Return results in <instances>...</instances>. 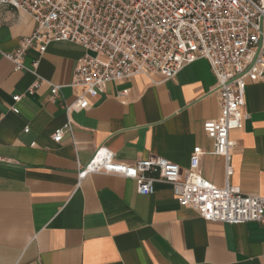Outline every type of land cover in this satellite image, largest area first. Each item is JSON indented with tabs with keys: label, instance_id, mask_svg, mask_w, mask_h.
<instances>
[{
	"label": "crops",
	"instance_id": "0c3cea01",
	"mask_svg": "<svg viewBox=\"0 0 264 264\" xmlns=\"http://www.w3.org/2000/svg\"><path fill=\"white\" fill-rule=\"evenodd\" d=\"M0 19L4 53L36 26L9 7ZM84 53L66 41L42 55L27 52L25 64L40 58L39 74L61 86L55 99L48 84L27 93L35 76L0 54V264H264L263 223L207 221L180 205L168 183L141 195L133 179L91 174L78 186V163L100 145L123 162L161 156L183 170L201 146L203 176L226 184V160L211 153L203 129L220 115L217 78L204 58L166 81L144 74L110 83L88 108L71 112L72 130L55 142L52 134L69 120L65 105L80 93L69 84ZM17 94H24L19 113L12 110ZM246 102L251 116L230 135V182L264 197V80L249 83Z\"/></svg>",
	"mask_w": 264,
	"mask_h": 264
},
{
	"label": "built area",
	"instance_id": "2783aa9c",
	"mask_svg": "<svg viewBox=\"0 0 264 264\" xmlns=\"http://www.w3.org/2000/svg\"><path fill=\"white\" fill-rule=\"evenodd\" d=\"M5 7L29 14L36 24L14 52L0 51L16 70L35 76L27 93L48 84L55 99L61 88L39 74L40 58L31 66L25 64L30 49L42 55L49 44L59 41L85 49L69 84L80 93L65 105L68 117L88 108L110 83L144 74H158L166 81L201 58L209 61L217 78L214 92L220 115L205 121L203 129L213 141L211 153L226 160L225 186L203 176L201 158L207 152L201 146L194 148L190 165L183 170L161 156L123 162L104 145L96 147L86 163H78V186L91 174L120 175L135 180L139 194L149 195L157 182H165L180 205L193 208L207 221L264 224V197L245 195L230 182L235 146L231 131L242 129L251 116L247 86L264 80V0H0V9ZM23 96L13 97L15 113ZM71 130L69 117L52 138L60 143Z\"/></svg>",
	"mask_w": 264,
	"mask_h": 264
}]
</instances>
